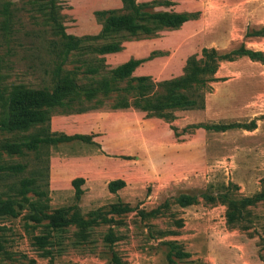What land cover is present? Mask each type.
Here are the masks:
<instances>
[{
	"label": "rangeland",
	"instance_id": "1",
	"mask_svg": "<svg viewBox=\"0 0 264 264\" xmlns=\"http://www.w3.org/2000/svg\"><path fill=\"white\" fill-rule=\"evenodd\" d=\"M134 1L146 12L184 13L189 20L174 29L156 26L149 34L119 35L122 49L106 53L102 49L111 39L88 37L99 34L108 13L127 11L121 0H55L53 5L0 0V92L52 90L55 67L64 60L62 32L80 40L60 74L69 80L63 92L73 100L55 106L51 116L123 105L128 95L120 90L134 85V79L110 82L113 93L102 82L129 58L154 53L138 75L156 85L182 76L188 58L202 48L226 53L243 44L264 54V37L250 36L264 26V0ZM195 95L196 107L173 111L170 120L142 112L146 145L140 163L127 170L123 188L110 192L103 184L81 185L77 205L83 215L115 203L134 208L108 215L109 221L98 226L48 228V220L29 221L31 210L23 198L33 203L46 198L50 214L76 203L74 188H47L44 146L22 155L0 149L1 168L28 165L16 181L0 171V200L23 208L17 218L0 216V264H264V59L235 56L220 62L213 79ZM35 131L0 132V145L23 141ZM24 176L35 177L45 196L8 190ZM179 196L196 201L182 205ZM240 199L254 200L247 205ZM229 200L236 204L223 203ZM232 211L236 217L229 222Z\"/></svg>",
	"mask_w": 264,
	"mask_h": 264
},
{
	"label": "trees",
	"instance_id": "2",
	"mask_svg": "<svg viewBox=\"0 0 264 264\" xmlns=\"http://www.w3.org/2000/svg\"><path fill=\"white\" fill-rule=\"evenodd\" d=\"M55 0H49L50 5H53ZM123 6L127 11L118 13L111 11L105 16L102 28L98 35L90 36L88 39H102L112 40L102 50L106 53L118 52L122 49L121 42L123 38H118L119 35H127L136 37L142 34H149L154 27L162 26L167 28H178L189 20V17L184 13L172 12H146L142 8L143 5H138L134 0H121ZM4 14L6 8L3 10ZM253 37H264V26L257 32L251 34ZM62 45L64 47V60L61 64L55 67L54 74L56 81L52 90L35 89L29 87H15L6 88L0 92V132L11 133L15 131H27L30 128H35V133L31 134L23 141L19 142H5L0 145L10 155H22L27 150L38 151L40 146L54 145L57 143L70 142L73 140H80L83 142H91V136L84 135H65L62 133H49L48 121L55 106H61L64 100H73V96L65 94L64 84L67 80H62L61 66L68 58L71 51L76 50L79 46L80 40L73 36L61 33ZM117 39L115 40L114 38ZM248 37V36H247ZM151 54L147 58L134 59L128 61L111 69L109 79H104L102 87L107 93L116 92L111 88L110 82H131L135 81L134 85L124 87L122 92L130 94L129 102L126 106H133L143 112H147L165 120L171 119V114L176 110H188L196 107V102L193 100L196 97L195 93L203 89L206 84L213 79L216 73L218 64L222 61L233 60L236 57H247L254 60L262 61L264 54L262 52H255L247 49L241 44L238 48L226 53H219L215 49L202 48L200 53H196L186 61L183 75L170 79L163 80L158 84H153L151 78L148 76L133 77L132 74L137 67L144 62L150 60ZM66 77V76H65ZM66 79V78H65ZM74 83V82H73ZM75 84V83H74ZM73 86L78 88V86ZM156 87V88H155ZM131 99V101H130ZM203 104L200 105V108ZM207 127L208 129H216L218 127ZM228 128V127H227ZM224 128H218L217 130ZM27 166L25 164H8L5 167H0V171H6L14 177L21 174ZM3 179H0L2 183ZM82 179H75L71 185L74 188L75 204L66 206L47 214L48 206L47 199L39 202H30L23 198L24 205L30 210L31 214L28 216L32 223H40L42 220H48L49 224L46 227H59L63 225L74 224L79 228H88L98 226L100 223L108 222V215H123L131 213L134 208L127 204L115 203L104 207H100L94 211L83 215L79 211L77 202L79 201L83 190L81 185ZM125 186L123 180L111 181L107 188L110 192H115ZM8 190L15 192L18 195L25 197L28 193H33L38 197L45 196V193L38 188L34 178H22L17 182L9 185ZM264 193V191H263ZM262 196V192L255 196L254 199ZM206 197V196H204ZM178 201L182 205H189L196 201L194 197L179 196ZM254 199H240L242 204H251ZM226 204H236L235 201L229 200L223 202ZM20 206L15 208L13 204H9L0 200V216L7 218H17L20 211L23 209ZM229 207V205H228ZM229 222H232L236 215L232 211L228 213ZM60 221L61 223H58ZM38 240H43V237H38ZM44 243V242H42Z\"/></svg>",
	"mask_w": 264,
	"mask_h": 264
},
{
	"label": "crops",
	"instance_id": "3",
	"mask_svg": "<svg viewBox=\"0 0 264 264\" xmlns=\"http://www.w3.org/2000/svg\"><path fill=\"white\" fill-rule=\"evenodd\" d=\"M143 64L135 69L133 77L145 76L138 75ZM127 95L126 102L121 106L96 107L49 118V133L92 137L89 143L73 140L44 146L47 149V188L50 191L71 190L75 179H82L85 188L98 184L108 186L114 180L125 181L127 170L131 167L135 169L136 163H140L146 145L140 133L143 111L126 106L130 97V94ZM146 124L152 125V122Z\"/></svg>",
	"mask_w": 264,
	"mask_h": 264
}]
</instances>
